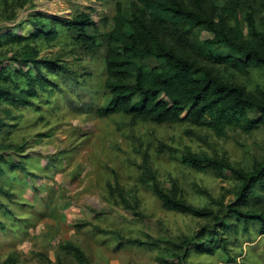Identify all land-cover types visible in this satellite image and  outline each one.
<instances>
[{
  "label": "rangeland",
  "instance_id": "rangeland-1",
  "mask_svg": "<svg viewBox=\"0 0 264 264\" xmlns=\"http://www.w3.org/2000/svg\"><path fill=\"white\" fill-rule=\"evenodd\" d=\"M122 1L129 6L133 0ZM245 1L246 8H255L258 22L264 23V0ZM116 2L0 0V36L5 41L0 68L36 75L31 63L21 59L29 47L38 51V58L55 57L69 67L68 74L49 75L51 86L33 99L36 106H10L9 114L0 107V118L9 124L0 135V142L5 138L0 156L7 160L0 158V184H11L13 192L12 198L0 196L4 223L0 224V263L18 253L17 264H47L48 260L80 264L64 247L73 243L89 264H264L259 224L244 225L229 216L225 229L216 230L221 220L167 209L154 192L155 184L165 191L175 190L187 203L219 216L231 214L229 206L237 204L243 210L264 212L261 187L239 200L240 181L231 171L197 170L169 151H191L249 170L264 157L263 128L251 133L231 129L218 136L207 126L187 121L158 124L121 113L99 115V108L109 103L104 88L108 45L102 42L94 54L81 49L76 33L59 20L71 23L89 18L95 25L88 31L97 34L99 43L113 27ZM38 28L57 30V36L30 42L28 48L7 40V33L28 35ZM203 36L212 37V33ZM166 39L168 45L248 91L264 85L263 68H253L247 75L225 70ZM215 50L236 54L221 46ZM42 71L47 74L46 69ZM12 161L23 162L27 169L19 175ZM214 236L220 239L215 253L197 251L195 242L208 243ZM130 238L159 246L127 244ZM184 239L193 241L185 255L174 247Z\"/></svg>",
  "mask_w": 264,
  "mask_h": 264
},
{
  "label": "trees",
  "instance_id": "trees-1",
  "mask_svg": "<svg viewBox=\"0 0 264 264\" xmlns=\"http://www.w3.org/2000/svg\"><path fill=\"white\" fill-rule=\"evenodd\" d=\"M246 6L245 0H202L198 4L187 3V0H133L129 6L117 0L113 27L99 43L97 34L93 32L92 35L88 31V27L95 25L89 18L71 23L56 20L76 33L74 39L78 46L87 52L94 54L104 41L108 45L104 88L109 103L99 108L100 116L121 113L158 124L187 121L197 126H207L216 135L223 136L231 129L246 133L264 129V85H257L253 91H248L240 84L225 80L209 66L201 65L185 52L168 45L166 38L225 70L247 75L253 68L264 69V23L258 22L254 7ZM205 32L212 33V37H204ZM56 36L57 30L47 32L38 28L28 35L7 33V40L28 48L30 42L52 40ZM2 37L0 48L5 43ZM220 46L236 54L216 51L215 48ZM38 55V51L32 47L21 55L23 61L30 62L37 70L36 75L30 71L10 72L7 67L0 68V107L4 114H9L12 106H36L33 99L51 86L49 75L69 73L68 65L60 59L38 58ZM43 68L47 74L42 71ZM4 126L9 124L0 118V135ZM4 141L3 135L0 143ZM9 145L4 147L9 148ZM169 151L176 160L197 170L231 171L240 181L239 200H245L257 187L264 190V157L246 170L232 167L225 160L191 151L178 153L173 148H169ZM1 155L0 158L7 161ZM9 163L19 175L27 169L23 162ZM2 173L5 174V171L2 170ZM17 176L13 175L14 179ZM11 187V184H0V196L12 198ZM154 192L167 209L195 217L214 216L221 220L216 230L225 229V220L233 216L242 220L244 225L259 224L264 234V212L243 210L237 204L229 206L231 214L219 216L213 210L187 203L175 190L165 191L155 184ZM0 224L3 226L4 223L0 221ZM126 243L159 246L137 238L127 239ZM217 243H220V239L214 236L208 243L195 242L194 245L198 246L196 249L199 252L215 253ZM191 244L192 240L184 239L181 244H174L175 251H182L185 255ZM64 247L80 264H89L78 246L67 243ZM18 262V253H12L0 264ZM51 263L48 260L47 264Z\"/></svg>",
  "mask_w": 264,
  "mask_h": 264
}]
</instances>
